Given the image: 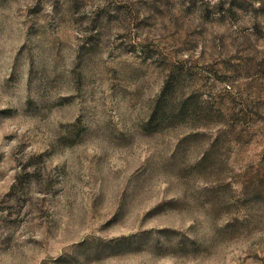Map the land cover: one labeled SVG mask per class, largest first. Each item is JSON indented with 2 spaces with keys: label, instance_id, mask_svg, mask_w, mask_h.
Instances as JSON below:
<instances>
[{
  "label": "rangeland",
  "instance_id": "obj_1",
  "mask_svg": "<svg viewBox=\"0 0 264 264\" xmlns=\"http://www.w3.org/2000/svg\"><path fill=\"white\" fill-rule=\"evenodd\" d=\"M0 264H264V0H0Z\"/></svg>",
  "mask_w": 264,
  "mask_h": 264
}]
</instances>
